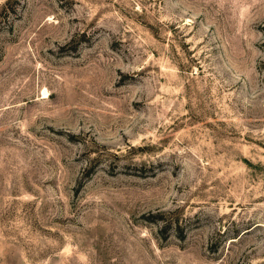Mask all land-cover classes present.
<instances>
[{"label": "rangeland", "instance_id": "rangeland-1", "mask_svg": "<svg viewBox=\"0 0 264 264\" xmlns=\"http://www.w3.org/2000/svg\"><path fill=\"white\" fill-rule=\"evenodd\" d=\"M0 264H264V0H0Z\"/></svg>", "mask_w": 264, "mask_h": 264}, {"label": "bare ground", "instance_id": "bare-ground-1", "mask_svg": "<svg viewBox=\"0 0 264 264\" xmlns=\"http://www.w3.org/2000/svg\"><path fill=\"white\" fill-rule=\"evenodd\" d=\"M46 95V94H45ZM47 97V96H46Z\"/></svg>", "mask_w": 264, "mask_h": 264}]
</instances>
